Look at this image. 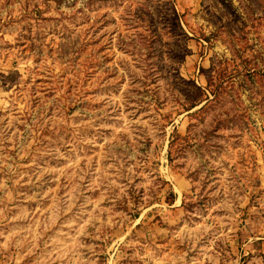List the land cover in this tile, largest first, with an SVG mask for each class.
<instances>
[{
	"label": "rangeland",
	"instance_id": "374dc122",
	"mask_svg": "<svg viewBox=\"0 0 264 264\" xmlns=\"http://www.w3.org/2000/svg\"><path fill=\"white\" fill-rule=\"evenodd\" d=\"M0 264H264V0H0Z\"/></svg>",
	"mask_w": 264,
	"mask_h": 264
},
{
	"label": "trees",
	"instance_id": "16d2710c",
	"mask_svg": "<svg viewBox=\"0 0 264 264\" xmlns=\"http://www.w3.org/2000/svg\"><path fill=\"white\" fill-rule=\"evenodd\" d=\"M217 61H219V59L212 61L209 67V72L207 74V84L205 88L208 90V92H204L206 101H208L210 94H212L213 96L219 95L221 88L224 87V81L229 84L233 83L234 74L229 72L227 75H225L226 78H224L223 72L219 70Z\"/></svg>",
	"mask_w": 264,
	"mask_h": 264
}]
</instances>
